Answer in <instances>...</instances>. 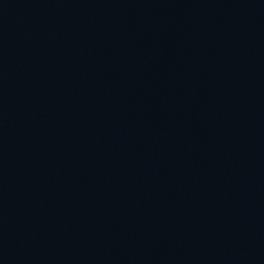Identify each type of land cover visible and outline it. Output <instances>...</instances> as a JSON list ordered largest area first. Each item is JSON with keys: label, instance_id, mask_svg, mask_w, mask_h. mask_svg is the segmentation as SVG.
Masks as SVG:
<instances>
[{"label": "water", "instance_id": "obj_1", "mask_svg": "<svg viewBox=\"0 0 264 264\" xmlns=\"http://www.w3.org/2000/svg\"><path fill=\"white\" fill-rule=\"evenodd\" d=\"M0 264H264V0H0Z\"/></svg>", "mask_w": 264, "mask_h": 264}]
</instances>
